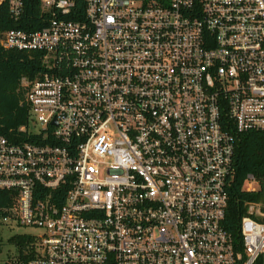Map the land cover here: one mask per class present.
Listing matches in <instances>:
<instances>
[{
    "label": "built area",
    "instance_id": "built-area-1",
    "mask_svg": "<svg viewBox=\"0 0 264 264\" xmlns=\"http://www.w3.org/2000/svg\"><path fill=\"white\" fill-rule=\"evenodd\" d=\"M41 8L43 27L0 32L44 66L21 82L22 139L0 135V223L39 230L5 264H264V191L241 243L223 223L237 135L264 130V0Z\"/></svg>",
    "mask_w": 264,
    "mask_h": 264
},
{
    "label": "trees",
    "instance_id": "trees-1",
    "mask_svg": "<svg viewBox=\"0 0 264 264\" xmlns=\"http://www.w3.org/2000/svg\"><path fill=\"white\" fill-rule=\"evenodd\" d=\"M50 15L41 8V0H25L22 17L14 20L8 0L0 2V32L13 27L36 30L48 23ZM44 71L42 55L38 51H20L0 46V135L11 140L22 139L19 130L29 122V106L24 101L23 78L35 79ZM252 174L260 183L257 191L247 190L246 179ZM264 130H248L237 135L231 176L227 186L228 206L224 219L225 228L241 243V221L247 214L246 203L263 197L264 191ZM64 195L59 202L63 201ZM9 193L0 190V218L2 208L11 202ZM0 223V239H1ZM9 243L16 246L18 257L36 255V237L31 233L14 234Z\"/></svg>",
    "mask_w": 264,
    "mask_h": 264
},
{
    "label": "rangeland",
    "instance_id": "rangeland-1",
    "mask_svg": "<svg viewBox=\"0 0 264 264\" xmlns=\"http://www.w3.org/2000/svg\"><path fill=\"white\" fill-rule=\"evenodd\" d=\"M39 232L36 228L14 227L8 228L5 225L1 226V239H0V264L15 256H18L17 248L14 244L9 243V238L14 234Z\"/></svg>",
    "mask_w": 264,
    "mask_h": 264
}]
</instances>
